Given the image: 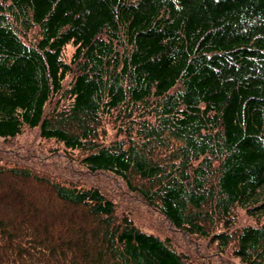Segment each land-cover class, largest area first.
<instances>
[{"label": "trees", "instance_id": "trees-1", "mask_svg": "<svg viewBox=\"0 0 264 264\" xmlns=\"http://www.w3.org/2000/svg\"><path fill=\"white\" fill-rule=\"evenodd\" d=\"M26 129L68 169L0 151V264H264V0H0V141Z\"/></svg>", "mask_w": 264, "mask_h": 264}, {"label": "rangeland", "instance_id": "rangeland-1", "mask_svg": "<svg viewBox=\"0 0 264 264\" xmlns=\"http://www.w3.org/2000/svg\"><path fill=\"white\" fill-rule=\"evenodd\" d=\"M65 50L67 51V53H70L71 47L67 45ZM111 129H112L111 127H107L109 135L113 134V131ZM41 143L42 141L39 139L35 131L26 129L16 138L10 139L8 141H0V151L2 152L3 155L8 156L11 159H18V160L22 158V155L26 156L27 154L30 153V154H33L35 158L41 162L47 160L48 162H51V163L65 165V167L67 168V158L60 156V154L59 156L56 155L58 153H55L54 155L47 154L40 147ZM45 155H47L46 159H45ZM96 178L97 179L95 180L97 181V183L100 184L103 189L108 191L110 195H115L114 197L121 198V199H123L124 196H127L123 192L124 189H123L122 184H119V182L116 183V180H114L113 178L111 181L110 176L99 174L96 176ZM127 199L128 200L131 199L130 203H132L133 205L135 204L134 200H132L130 196H128ZM134 214H135L136 222L142 228L146 230H153L161 234L170 235L174 239L179 241L178 243L179 246H183V245L190 246L192 244L194 247L193 251H196V252H200L199 250L201 248L199 244H201L202 246H206V243L203 240H197L194 238L191 239L187 235L186 236L180 235V234L171 235V233L174 231L172 230V227L170 226V224L162 216H160L158 213H156L153 210H148L145 207L135 204ZM212 251L213 249H211V251H208L209 256L210 254L214 253ZM214 257L217 258L215 264H242L239 262L238 258L236 257H230V256L228 257L223 254L215 255ZM196 262H199V260H197Z\"/></svg>", "mask_w": 264, "mask_h": 264}, {"label": "bare ground", "instance_id": "bare-ground-1", "mask_svg": "<svg viewBox=\"0 0 264 264\" xmlns=\"http://www.w3.org/2000/svg\"><path fill=\"white\" fill-rule=\"evenodd\" d=\"M23 147V146H22Z\"/></svg>", "mask_w": 264, "mask_h": 264}]
</instances>
